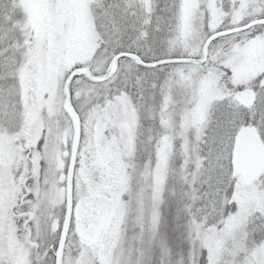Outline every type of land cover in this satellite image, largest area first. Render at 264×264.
<instances>
[{
  "label": "snow or ice",
  "instance_id": "snow-or-ice-1",
  "mask_svg": "<svg viewBox=\"0 0 264 264\" xmlns=\"http://www.w3.org/2000/svg\"><path fill=\"white\" fill-rule=\"evenodd\" d=\"M0 264H264V0H0Z\"/></svg>",
  "mask_w": 264,
  "mask_h": 264
}]
</instances>
